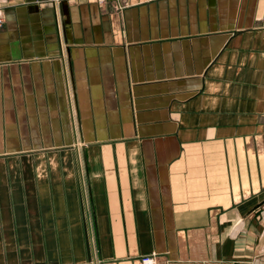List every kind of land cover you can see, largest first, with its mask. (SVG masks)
I'll return each instance as SVG.
<instances>
[{"label":"crops","instance_id":"crops-1","mask_svg":"<svg viewBox=\"0 0 264 264\" xmlns=\"http://www.w3.org/2000/svg\"><path fill=\"white\" fill-rule=\"evenodd\" d=\"M0 15V264H264V0Z\"/></svg>","mask_w":264,"mask_h":264},{"label":"built area","instance_id":"built-area-1","mask_svg":"<svg viewBox=\"0 0 264 264\" xmlns=\"http://www.w3.org/2000/svg\"><path fill=\"white\" fill-rule=\"evenodd\" d=\"M96 1H102V0H96ZM4 18H3V16L2 15H0V29L3 27V25H4ZM152 262H153V260H152V258L151 257H146V258H144L143 259V263L144 264H152Z\"/></svg>","mask_w":264,"mask_h":264}]
</instances>
